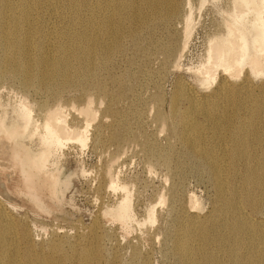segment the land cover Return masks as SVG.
I'll list each match as a JSON object with an SVG mask.
<instances>
[{"label":"rangeland","instance_id":"374dc122","mask_svg":"<svg viewBox=\"0 0 264 264\" xmlns=\"http://www.w3.org/2000/svg\"><path fill=\"white\" fill-rule=\"evenodd\" d=\"M159 1L160 7L153 0H0V24L28 10L23 28L32 47L24 59L36 60L45 46L51 57L91 62L86 74L73 70L69 83L24 82L5 72L7 60L23 58L5 52L0 36V117L22 123L29 114L41 124L60 105L70 126L84 128L70 106L91 100L97 113L84 146L47 144L40 128L23 140L50 150V202L38 208L0 187V199L12 202L0 204V264H182L174 254L178 235L192 237L197 257L208 250L225 264L233 254L244 264H264V237L252 219L264 220V180L245 186L243 168L264 160V63L259 72L243 65L238 75L203 80L196 69L209 39L226 32L232 0ZM165 9L171 15L158 17ZM249 120L258 135L247 131ZM232 134L245 143L235 165ZM110 166L132 202L135 220L127 224L105 213L125 194L110 187ZM250 204L260 211L252 213Z\"/></svg>","mask_w":264,"mask_h":264},{"label":"bare ground","instance_id":"6f19581e","mask_svg":"<svg viewBox=\"0 0 264 264\" xmlns=\"http://www.w3.org/2000/svg\"><path fill=\"white\" fill-rule=\"evenodd\" d=\"M156 7L161 6L159 0H153ZM0 6H5L0 4ZM26 6V5H23ZM0 20L3 19L5 12H0ZM28 10L24 7L23 15L20 18L12 19L9 21V26L0 24V36L5 38L4 43L0 45L5 52L16 51L21 55L19 57H11L7 60V67L5 72L12 74L11 76H20L21 80L38 78L41 83L50 85L54 77L62 79L64 82L69 83L73 80V70H83L86 74L91 71L90 61H81L78 59L77 63L74 62L71 56L67 60L64 58H54L50 56V51L45 46H41L40 57L34 59H24L31 54V41L30 33L23 28L28 19ZM171 11L162 10L157 13V16L168 17ZM229 19L225 22L226 32L212 37L208 41V47L205 58L197 67L196 72L206 81L215 80L218 73H222L224 77L238 75L243 65H248L250 69L259 72L264 63V0H232V10L228 13ZM11 19V18H10ZM191 18H185L186 31L189 30ZM120 32L118 30L112 33L115 42L118 41ZM184 43V48L186 47ZM95 46V45H94ZM96 49L98 51L104 50L103 47L97 43ZM62 50V46L60 47ZM181 55L179 56V58ZM74 65L71 67V64ZM178 62L176 63V66ZM42 70V71H40ZM92 101L84 106H75L72 104L70 110L76 112L84 117L85 127L78 128L69 125L66 119V110L60 105H56L46 112L43 122L36 123L29 114L24 116V121L19 123L15 120L6 123L3 117H0V187L6 193H18L28 197L30 202L38 208L44 207V204L50 202L48 199L47 190L52 186V178L47 174V167L49 165L50 150L46 146L42 150H34L31 144L23 142L25 138L31 139L33 135L40 128L44 136L48 140L47 144L57 143L65 145L67 143L76 142L82 146L87 144L88 134L87 129L91 123L96 119L97 113L91 106ZM23 108L29 110L31 106L27 100L21 101ZM258 112V110H255ZM190 125L187 126L189 131ZM247 131L252 135H258L259 129L253 120H249ZM190 137L188 136L187 139ZM187 142H190L187 140ZM32 141V140H31ZM231 145L229 152L232 158L231 164L235 165V159H240L245 156L243 147L244 142L239 141V138L232 134ZM211 163L214 164L212 161ZM215 165V164H214ZM244 176L248 186L252 181L259 182L264 180L258 176L259 172L264 170V160L254 165H245ZM110 187L112 189H123L125 194L117 202L116 205L106 210V215L118 220L121 224H127L134 221L132 213V202L127 195L125 188L120 187L113 179L111 166L109 169ZM264 192L261 193L263 195ZM251 200L254 197L250 194L245 197ZM165 201L164 196H161V201ZM12 204L7 199H0V204ZM252 213L257 214L260 210L256 204L249 205ZM239 213V210H236ZM149 219L154 222V208L152 207L148 213ZM3 218L7 219L8 215L3 214ZM259 229L261 236L264 237V220L252 218ZM197 223L192 225L190 229L191 234L195 235V231L199 232L200 228L195 227ZM254 225V224H253ZM242 223H239V227ZM234 230H238V225L234 226ZM198 237L205 238L203 232ZM198 257L195 246L192 244V237L178 235L174 241V254L182 264H225L221 261L218 255L206 251L198 252ZM230 264H244V262L236 255L233 254ZM249 264H263L262 262H252Z\"/></svg>","mask_w":264,"mask_h":264}]
</instances>
